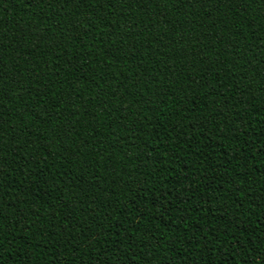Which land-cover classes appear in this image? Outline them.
<instances>
[{"label":"trees","instance_id":"1","mask_svg":"<svg viewBox=\"0 0 264 264\" xmlns=\"http://www.w3.org/2000/svg\"><path fill=\"white\" fill-rule=\"evenodd\" d=\"M0 264H264V0H0Z\"/></svg>","mask_w":264,"mask_h":264}]
</instances>
